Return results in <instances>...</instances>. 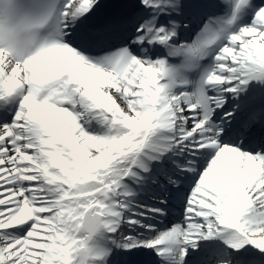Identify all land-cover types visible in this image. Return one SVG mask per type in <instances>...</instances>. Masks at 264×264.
<instances>
[{
	"label": "snow or ice",
	"instance_id": "6c2138e0",
	"mask_svg": "<svg viewBox=\"0 0 264 264\" xmlns=\"http://www.w3.org/2000/svg\"><path fill=\"white\" fill-rule=\"evenodd\" d=\"M0 264H264V0H0Z\"/></svg>",
	"mask_w": 264,
	"mask_h": 264
}]
</instances>
